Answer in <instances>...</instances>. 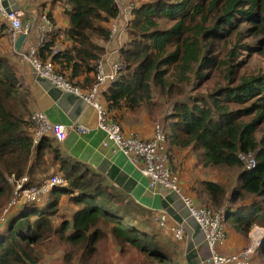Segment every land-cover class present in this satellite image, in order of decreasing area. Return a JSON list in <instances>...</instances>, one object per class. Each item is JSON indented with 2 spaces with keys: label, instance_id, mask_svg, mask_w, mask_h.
<instances>
[{
  "label": "trees",
  "instance_id": "1",
  "mask_svg": "<svg viewBox=\"0 0 264 264\" xmlns=\"http://www.w3.org/2000/svg\"><path fill=\"white\" fill-rule=\"evenodd\" d=\"M61 3L67 27L48 35L36 58L51 61L56 74L88 92L105 55L98 42L110 40L119 11L113 0ZM45 13L55 23L53 12ZM2 39L12 46L0 19V209L13 196L9 176L27 175L29 186H40L57 175L66 185L53 189L45 205L10 210L0 225V264H38L35 248L53 237L64 264H108L102 259L108 237L121 254H141L135 264H174L166 229L153 223L150 212L66 156L51 134L34 144L33 111L18 92L8 61L16 56L3 49ZM263 53L264 0H149L133 10L127 25L118 79L98 96L123 132L142 116L163 119L169 166L183 194L200 208L218 209L229 199L225 240L226 225L245 238L255 225L264 227V71L248 67L253 55ZM168 104L172 110L163 117ZM240 154L253 155L255 166L247 169ZM198 169L208 179L197 176ZM182 174L195 177L189 193ZM63 193L75 207L70 217L61 213ZM263 254L264 241L252 260L262 264L254 256Z\"/></svg>",
  "mask_w": 264,
  "mask_h": 264
},
{
  "label": "built area",
  "instance_id": "2",
  "mask_svg": "<svg viewBox=\"0 0 264 264\" xmlns=\"http://www.w3.org/2000/svg\"><path fill=\"white\" fill-rule=\"evenodd\" d=\"M116 4L119 14L113 20L111 25L110 39L125 34L127 25L132 16L136 5L131 0H113ZM0 19L7 23L8 33L13 46L18 38L24 34L26 38L30 35L31 27L25 25L20 14L5 6L4 0H0ZM124 21V29L120 30L117 21ZM43 26L40 29V37L26 52L17 51L26 62H28L36 75L48 80L53 86L66 93H72L81 98L87 105L93 108L97 118V129L103 131L106 140L103 146L110 148L113 152L123 153L132 162L144 177L148 179V187L151 190L163 188L176 194L188 211L191 218L201 231L206 247L209 250L208 263L210 264H256L252 257L261 246L264 239V228L255 226L250 231L251 243L243 251L232 254L222 255L219 253V247L225 243V224L229 208L231 207L229 199L218 209L197 207L193 199L183 194L179 178L173 173L169 166L170 157L166 150V133L163 122H157L154 126L153 136L149 140L139 137L134 131L123 132L120 125L114 122L102 104L98 101L100 92L107 86L116 82L122 70V63L119 60H112L111 54H105L96 67V82L88 92H83L80 88L73 86L62 75L56 74L54 65L51 61L42 62L36 58L39 48L47 40L48 35L54 31V23L48 15L42 17ZM118 52L122 48L119 44ZM58 50L54 49V54ZM32 122L35 126L33 142L35 145L48 134H51L56 142L63 143L70 132L75 130L79 135L90 133L91 129L85 125H74L66 127L62 124L52 123L47 115L41 111H35L32 114ZM240 159L244 162L247 169L255 166L253 155L240 154ZM13 186V197L5 210L0 214V225L5 222L10 210L22 203H43L47 195L53 189L66 185V181L60 176H52L40 186H29V177L27 175L16 178L14 175L8 177ZM153 223L160 229L169 230L176 241L185 239V230L181 225H169V217L165 212L157 213L152 217Z\"/></svg>",
  "mask_w": 264,
  "mask_h": 264
},
{
  "label": "crops",
  "instance_id": "3",
  "mask_svg": "<svg viewBox=\"0 0 264 264\" xmlns=\"http://www.w3.org/2000/svg\"><path fill=\"white\" fill-rule=\"evenodd\" d=\"M61 1L4 0L5 6L8 9L17 11L24 24L31 27L30 35L22 45L21 51L26 52L37 42L41 35L42 17L46 14L45 12H53L52 18L55 19L53 32L63 31L67 27L68 22L63 15L65 6ZM131 1L137 7L149 0ZM117 25L120 30L125 27L122 19L117 21ZM124 40L125 34L121 38L116 36L108 42L99 41L98 43L105 48V54H111L112 60L117 61L120 56V51L118 52L119 44H122ZM2 42L3 49L6 48L16 56H8V61L15 69L19 79V87L27 92V107L33 112H44L52 123L62 124L69 128L74 125H85L91 129L90 133L85 135H79L71 129L63 143L55 141L54 144L61 146L66 156L87 164L104 175L115 189L122 191L128 198L150 212L151 218L157 213L165 212L169 217V225L183 226L185 230L183 241H176L172 238L169 230L164 231L162 234L166 237L165 241H169V239L171 241V243H167V249L172 260L173 257L175 259L177 255H181L184 264H210L208 263L210 253L205 245L204 237L196 223L189 218L188 211L177 195L163 188L151 190L148 187V179L123 153H114L112 149L103 146L106 135L103 131L97 129L96 113L92 107L78 96L63 92L48 80L39 78L32 66L16 53L13 43L12 46H9L5 39H2ZM164 115L163 113V117ZM157 122H163V119L160 117L157 121H152L147 116H142L139 123L125 129L126 132L134 131L140 138L149 140L153 136L154 126ZM195 173L197 176L200 175L202 179H208L200 169L196 170ZM194 178L187 174H182L180 177L181 186L187 193H189L190 183ZM60 201L61 213L70 217L75 207L70 204L69 196L61 197ZM226 229L228 237L225 240L226 243L219 249L220 254H236L250 245L252 241L251 233L245 238L227 225ZM254 259L264 264V254L254 256Z\"/></svg>",
  "mask_w": 264,
  "mask_h": 264
},
{
  "label": "rangeland",
  "instance_id": "4",
  "mask_svg": "<svg viewBox=\"0 0 264 264\" xmlns=\"http://www.w3.org/2000/svg\"><path fill=\"white\" fill-rule=\"evenodd\" d=\"M254 43L256 42H251V45ZM243 53H244V56H247L246 50ZM248 62H249L248 67L250 70L264 71V53L253 55ZM199 91H204V90L201 89ZM199 91H196V92H199ZM18 92L21 98L23 99V102L27 105L26 103L27 96H28L27 92L22 88H19ZM171 110H172V105L168 104L165 106L163 112L165 115H167L169 114ZM60 196L68 197L69 195L63 193ZM11 199L9 200L7 205L10 203ZM49 200H50V196L47 195L46 199L44 200L42 204L45 205L47 202H49ZM7 205L2 210L0 209V214L5 210ZM55 221H58V218H55ZM35 251L38 257V264H64L63 248L58 242V239L56 237H53L50 240L44 241L43 243H41L35 248ZM141 258H142L141 254L137 252H133V251H130L125 254H121L114 240L110 239L109 237L103 244L102 259L104 262L108 264H135L136 262H139ZM173 262L174 264H184V261L181 255H177L175 259L173 257Z\"/></svg>",
  "mask_w": 264,
  "mask_h": 264
},
{
  "label": "water",
  "instance_id": "5",
  "mask_svg": "<svg viewBox=\"0 0 264 264\" xmlns=\"http://www.w3.org/2000/svg\"><path fill=\"white\" fill-rule=\"evenodd\" d=\"M25 40H26V36H25L24 34H22V35L18 38V40L16 41V43H15V48H16V50H17L18 52L21 50L22 45L24 44Z\"/></svg>",
  "mask_w": 264,
  "mask_h": 264
}]
</instances>
